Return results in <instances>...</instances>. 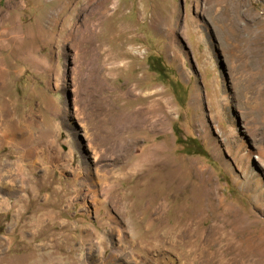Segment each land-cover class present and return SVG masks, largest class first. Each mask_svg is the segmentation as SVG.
Listing matches in <instances>:
<instances>
[{
  "label": "rangeland",
  "instance_id": "rangeland-1",
  "mask_svg": "<svg viewBox=\"0 0 264 264\" xmlns=\"http://www.w3.org/2000/svg\"><path fill=\"white\" fill-rule=\"evenodd\" d=\"M61 1L0 0V133L11 123L33 134L48 126L61 152L56 166L30 168L22 205L11 197L6 207L4 167L20 149L0 143V264L178 261L171 235L149 249L136 244L132 220L110 201L117 224L99 225L104 210L93 211L89 194L74 198L80 159L91 173L120 177L139 237L152 234L144 227L147 203L162 202L170 224L177 214L182 222L199 215L198 228L238 213L247 221L235 233L248 243L242 256L264 264V250L249 242L264 234V0H109L100 14L96 0H71L68 10L80 8L70 36L51 20ZM79 5L100 17L87 38L75 30L85 18ZM110 55L119 60L115 69ZM157 100L164 124L140 125L135 111ZM149 151L153 160L130 170ZM64 158L72 163L60 171ZM45 211L56 215L53 223L29 225ZM85 224L109 231L102 244L79 236Z\"/></svg>",
  "mask_w": 264,
  "mask_h": 264
},
{
  "label": "bare ground",
  "instance_id": "bare-ground-1",
  "mask_svg": "<svg viewBox=\"0 0 264 264\" xmlns=\"http://www.w3.org/2000/svg\"><path fill=\"white\" fill-rule=\"evenodd\" d=\"M92 1L93 0L85 1L84 4H88ZM108 1L109 0H96L98 4L96 6V11L98 9V14H100V9H105ZM70 3L71 0H62L57 7L51 10V20L53 25L60 21V32H64L66 35L68 34L69 36L71 34L70 27L73 26V24L75 23L74 18L80 8L75 5L70 11L68 10ZM84 6L81 7L82 11L85 13V18L83 22H81V24H79L77 27L75 26V30L76 32L78 31L82 34L81 37L85 36L87 38L95 33V29L98 28L100 24V17L95 16V13L97 12L93 14L87 13L85 9L87 5L85 7ZM4 31L5 29L2 27V23H0V34L2 35ZM109 59L112 60V68L115 69L116 66H113V64L117 65L116 63L118 59L113 56L111 58L109 57ZM157 102L156 107L154 105V107L151 106V108L155 112L154 114L156 117L155 120L152 119L153 121H148L147 114L152 110L149 108V106H140L137 111H135L134 117L137 118V122L140 125L148 124V127L155 129L157 125H159L158 123H160V126L161 124H164L163 118L165 117V115L163 114L162 108V104H164V101L157 100ZM43 130L42 132L37 133V131L36 134H33V131L31 129L27 130L19 124L11 123L9 126L6 127L4 134L0 133V143L5 142L6 144H12L15 145V147H18V149H20V152L17 157L13 161H6L4 167V183L6 197L2 201H0L4 203L6 207H8V201L11 197L15 198V203H19L18 207L22 205L21 203L23 200L24 191L32 188L31 178L28 174L30 168H34L35 166H44L45 164L56 166L54 165V163L61 161V152L57 149H54V147L51 145V142L47 138V135L49 133V127L45 126ZM156 146L157 145H154L152 147ZM149 154L150 151L148 155L139 157V159H136L134 162H132L130 170L137 168V165L151 158ZM95 156L96 153L93 152V159L95 158ZM80 160L81 162L78 161V164L80 163L79 166L77 168L75 167V169L72 170L76 174V176H73L78 177L80 179V182H78L79 190H76L77 193L74 198L79 196V194L83 192L85 199V196L89 194L93 211H100V209L104 210L105 219L99 222L100 226L108 225V223L117 224L114 216L111 214L108 206L106 205V202L110 201V205L116 211H119L120 214L124 217V219L128 218L132 220L130 232L132 233L133 238L136 239V244L140 243L141 248L143 249H149L151 247H154L160 242L162 236L168 234L166 236L168 237L171 235L172 237H170L175 243L174 244L172 242L174 246H179V250L176 254V259L178 261L175 262L176 260L173 261L169 259V257L163 256L160 259L161 264H250L249 257L242 256L245 252V249L247 250L248 243H246L245 245L243 241L237 240L235 236V233H238L239 231H245L244 222H247L245 221V218H241L238 213H228V215L231 214L230 220H225L223 218L220 219L217 217V219L214 220L210 225L204 228H198L197 223L199 215L195 214L193 218H189L182 222L179 217L180 214H177V217L174 219V222L170 224L168 222V219L164 217V204L162 202L154 203V205H152L151 203H147L144 206V208L148 212L144 227L145 230H152V234H150L146 238H141L139 237L140 233L138 231H134L133 229L134 218L131 214L132 211L130 210V204H128L126 200L125 192L121 191L118 188L120 177L116 174L115 171L108 172V170L101 168H94L93 173H91V167L89 166L90 164L88 165L87 162H85L83 159ZM71 163V158H64V161L59 164L60 171L68 169L71 166ZM45 167L46 166H44V168ZM252 191L254 195H256L257 192L255 191V189ZM83 204L85 205V201L83 202ZM144 215L145 212L143 211H139L136 213V217L138 218L145 217ZM55 220L56 215H54V213H52L51 211H45L40 215L38 214V216H33V220L29 223V225L33 227L36 226L39 228L40 225H43L46 222L53 223ZM228 224H232L231 228H226ZM249 226L250 222L247 226V229ZM241 227L243 228L242 230ZM110 228L112 227L110 226ZM78 229L80 231L79 236L85 238V240H91V238L94 237L99 238V244H102V242L104 241L102 240L103 237L106 236L105 234H107V232H109L108 230L97 231L93 227L86 224L78 226ZM172 229H175L178 232L175 231L177 233H174ZM249 240L250 245L256 242V244H253V247L262 248L261 252L264 250V246L262 245V243L264 242V234L263 236L262 233L260 236H258L257 234H254L253 236L250 235ZM110 247L113 250L114 248H116L115 246L111 245ZM119 248L120 245H118V248L116 249ZM132 260L135 264H140L141 262H143V260H139L137 258H132ZM53 261L50 259V261L47 260L45 263L40 262L39 264H53ZM148 262L149 261H147V264Z\"/></svg>",
  "mask_w": 264,
  "mask_h": 264
},
{
  "label": "crops",
  "instance_id": "crops-1",
  "mask_svg": "<svg viewBox=\"0 0 264 264\" xmlns=\"http://www.w3.org/2000/svg\"><path fill=\"white\" fill-rule=\"evenodd\" d=\"M178 250H179V249H178ZM160 258H161V257H160ZM160 258H159V259H160ZM159 264H160V263H159Z\"/></svg>",
  "mask_w": 264,
  "mask_h": 264
},
{
  "label": "trees",
  "instance_id": "trees-1",
  "mask_svg": "<svg viewBox=\"0 0 264 264\" xmlns=\"http://www.w3.org/2000/svg\"><path fill=\"white\" fill-rule=\"evenodd\" d=\"M159 71H161V70H159Z\"/></svg>",
  "mask_w": 264,
  "mask_h": 264
}]
</instances>
